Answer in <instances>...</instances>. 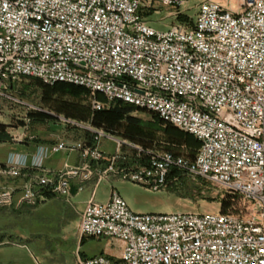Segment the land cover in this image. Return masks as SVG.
I'll return each instance as SVG.
<instances>
[{
	"label": "built area",
	"instance_id": "built-area-1",
	"mask_svg": "<svg viewBox=\"0 0 264 264\" xmlns=\"http://www.w3.org/2000/svg\"><path fill=\"white\" fill-rule=\"evenodd\" d=\"M189 2L0 0V100H18L10 93L24 78L71 83L90 92L93 110L120 101L200 142L189 158L52 113L50 121L84 129L90 139L54 133L0 162V176L20 180L0 186V208L70 200L95 181L80 234L117 241L121 253L79 264H264V0H201L193 16ZM156 5L176 10L167 30L151 25ZM26 105L25 130L30 113L43 111ZM104 137L115 153L102 150ZM13 140L25 143L26 136ZM61 152L80 160L45 165ZM113 176L155 190L204 179L240 203L216 212L136 213L115 189L106 204L96 202L98 185Z\"/></svg>",
	"mask_w": 264,
	"mask_h": 264
},
{
	"label": "rangeland",
	"instance_id": "rangeland-1",
	"mask_svg": "<svg viewBox=\"0 0 264 264\" xmlns=\"http://www.w3.org/2000/svg\"><path fill=\"white\" fill-rule=\"evenodd\" d=\"M200 1L190 0L189 7L192 8L189 11L190 15L197 13V8L193 9V7ZM175 12L176 10L170 7L153 6L150 16L153 20L151 25L158 30L169 29L175 21L173 18ZM35 80V78H24L11 90L10 94L21 102L9 98L0 100V125H4L0 126V129L8 135L5 140H0V161L5 160L12 149L24 146L16 144L13 140V137L18 135L26 136V143L36 138L40 140L36 142L48 143L54 133L63 137L90 139L89 133L84 129L58 124L50 121L51 117L36 123L33 120L29 128L24 129V118L28 112L27 103L43 109L40 112L50 116L52 113H57L53 105L42 101L43 91ZM90 97L91 95L86 101L91 106ZM133 115L144 121L154 119L152 112L138 108ZM164 123L169 124L165 121ZM180 131L188 134L181 129ZM113 136L117 139L125 138L118 133ZM152 139L153 141L148 142L147 145L151 148L170 150L189 158L194 157L197 151L196 147L192 148L187 143L177 144L168 141L163 132H157ZM135 142L143 146L147 144L139 140ZM101 147L107 153L116 152L115 142L108 137H104ZM55 157L58 160H65L67 155L61 152ZM95 184V181L87 183L84 190L72 200L54 196L38 205L26 204L21 209L15 208L16 210L13 211L11 208L0 209V264H79V259L86 254L88 256L99 254L106 248L107 239L84 237L79 231L82 212L92 196ZM114 189L127 201L134 212L144 214L225 211L232 204L240 203L238 196L204 179L193 180L185 177L177 183L170 181L167 187L155 190L120 176H113L98 185L96 202L106 204ZM82 238H84L83 242ZM108 249L112 254H116L120 249V243L115 241Z\"/></svg>",
	"mask_w": 264,
	"mask_h": 264
},
{
	"label": "trees",
	"instance_id": "trees-1",
	"mask_svg": "<svg viewBox=\"0 0 264 264\" xmlns=\"http://www.w3.org/2000/svg\"><path fill=\"white\" fill-rule=\"evenodd\" d=\"M178 20L182 22L183 17H179ZM35 82L42 88V101L53 105L57 114H63L78 121L91 122L94 126L103 127L113 135L118 133L125 138L144 141V144L147 143L145 147H149L147 145L153 141L152 138L157 132L165 133L170 142L177 144L184 142L197 149L200 146V142L193 135L185 134L170 123L165 124L155 113H153V121H144L133 115V112L137 110L136 107L120 101L111 108L93 110L86 101L90 92L82 86L63 82L46 84L39 79H36ZM100 98L102 97L100 96ZM30 114L35 123L51 117L45 112H31ZM0 130V140H5L8 135L2 129ZM34 140L40 141L37 138ZM83 240L84 238H82V242Z\"/></svg>",
	"mask_w": 264,
	"mask_h": 264
},
{
	"label": "crops",
	"instance_id": "crops-1",
	"mask_svg": "<svg viewBox=\"0 0 264 264\" xmlns=\"http://www.w3.org/2000/svg\"><path fill=\"white\" fill-rule=\"evenodd\" d=\"M16 144H23L24 146L23 147H20V148H15V149H12L9 153H8V155L6 156V158H5V160H3V161H0V162H5L7 159H8V157H9V155H10V153L11 152H30V151H33V150H35L36 149V147H37V145L38 144H40V142H36V141H28L27 143L25 142V143H17L16 142ZM64 153H66V155H67V158L65 159V160H58V159H56V155L55 156H53V157H51V158H49L48 160H46V162H45V165L47 166V167H49V168H52V169H60L62 166H63V164L64 163H66V162H69V163H78L79 162V160H80V157H79V155H78V153H72L71 155H69L67 152H64ZM107 153V152H106ZM108 154H110V153H108ZM11 181H13L12 179H10V178H6V177H4V176H0V186L2 185V184H4V183H7V182H11ZM13 182H20V180H14ZM79 193H76V194H74V196H76V195H78ZM73 196V197H74ZM52 197H54V196H52ZM56 197H58V196H56ZM72 197V198H73ZM49 198H51V197H49ZM63 198V197H62ZM72 198H71V200H72ZM67 200V199H66ZM24 206V205H23ZM22 206V207H23ZM22 207H20V208H17V209H21ZM11 208V210L13 211V210H16L15 208H13V207H2V208H0V209H7V210H9ZM13 208V209H12ZM113 242L112 241H110V240H108L107 239V241H106V248H104L103 250H101L99 253H104V254H108V255H110V256H119L120 255V253H121V249H119V251L116 253V254H112L110 251H109V246L112 244ZM86 256H88L87 254H86ZM85 256V257H86Z\"/></svg>",
	"mask_w": 264,
	"mask_h": 264
}]
</instances>
